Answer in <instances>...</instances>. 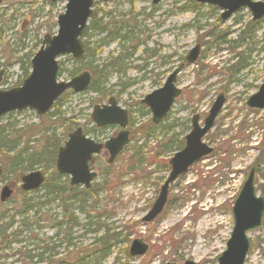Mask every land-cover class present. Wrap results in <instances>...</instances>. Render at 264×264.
Segmentation results:
<instances>
[{
    "label": "rangeland",
    "instance_id": "374dc122",
    "mask_svg": "<svg viewBox=\"0 0 264 264\" xmlns=\"http://www.w3.org/2000/svg\"><path fill=\"white\" fill-rule=\"evenodd\" d=\"M65 5V2L51 3L48 0H1L0 90L21 84L22 71L17 58L28 52L36 53L39 47L35 49L34 46L38 40L41 41L45 35L56 34L57 17L64 13ZM191 6L198 8V13L193 12ZM92 10L94 19L106 22L105 16L111 13L114 21L122 20L134 28L133 41L125 46L135 48L137 40L142 42L131 59L125 61L123 74H115L109 69L104 87L109 96L101 97L87 91L78 94L68 92L61 101L60 111L65 118L74 119L75 125L71 127L61 122L55 125L51 119H40L33 111H24L0 118V128L6 127L22 144L19 147L27 152L39 153L42 149L50 151L55 148V159L68 134L77 127L84 133L90 130L92 108L106 104L108 97L113 96L130 116L127 126L130 144L110 170L104 159H95L93 169L98 175L93 184L98 193L83 210L86 216L93 218V224H103L111 233L121 234V240L112 247L110 257L95 262L94 251L100 249L96 241L104 231L98 230L97 234L85 232L87 218L74 202L70 214L78 225L70 230L73 238L70 245L61 244L62 232L67 231L63 224L67 216L62 214L58 200L50 201L36 214V209L22 214L25 201L44 202L45 192L41 187L23 194L20 177L29 172L20 176L9 172L0 178V191L5 186L12 191L11 197L0 203V217L6 218L2 225L0 223V230L11 219L13 227L9 232L17 233L21 243H12L6 249L7 240L0 237V264H34L36 259L29 263L24 256L40 254L41 249L49 250L43 257L54 256L53 264H184L186 261L216 264L233 226L231 209L234 200L251 166L264 164V111L249 110L245 106V101L260 86L264 74V47L260 32L254 39L257 44L252 47L248 44L252 52L247 68L233 74L230 68L236 63L237 55L243 56L248 48V45L237 42V35L251 18L245 9L225 22H221L216 7L198 4L194 0H164L155 6L150 0H93ZM261 26L264 28V22ZM103 37L90 30L81 41L96 47ZM195 46L200 47L199 56L188 65L185 57ZM119 52V46L110 43L94 57L93 65L107 63ZM58 61L62 69L58 81L70 80L69 72L79 68V62H73L69 55L60 57ZM179 64H184L176 81L181 94L169 117L162 123L165 128L156 131L155 137L148 138L151 115L145 114L147 109L140 102L162 87L168 74ZM82 71L80 68L79 73ZM125 84L130 85L122 90ZM221 94L225 98L223 107L214 126L203 138L204 143L213 148V153L194 164L170 185L163 212L152 223L144 224L141 219L155 201L168 175V161L174 149L165 150L164 145L170 141L171 130L174 128L175 139L184 137L189 132L192 117L198 115L202 123L214 100ZM118 131L119 128H110L101 136L98 133V139L115 137ZM4 156L0 157L2 169L11 158ZM45 163L54 170L55 161L51 164L48 159ZM38 167L34 166L30 172L39 170L47 177L49 171ZM57 180L60 185L56 194L59 195V191L67 186L69 177ZM254 182L257 194L264 197V166L257 171ZM64 199L66 196L62 201ZM95 228V225L89 227L90 230ZM56 234H59L57 239ZM249 235L250 247L245 264H264V214L261 226ZM135 239L148 245V251L143 256L132 258L128 256V248ZM35 247L39 250L28 254ZM80 258L84 259L78 263Z\"/></svg>",
    "mask_w": 264,
    "mask_h": 264
},
{
    "label": "water",
    "instance_id": "95a60500",
    "mask_svg": "<svg viewBox=\"0 0 264 264\" xmlns=\"http://www.w3.org/2000/svg\"><path fill=\"white\" fill-rule=\"evenodd\" d=\"M50 2H65L63 14L57 17V31L53 36L45 35L38 51L30 60V72L20 86L8 90H0V118L14 113L33 111L36 116L43 117L51 112L57 100L67 91L73 94L85 92L90 83L91 75L83 71L68 81H58L60 57L69 55L74 62H80L84 57V47L81 42L82 34L88 20L93 15V0H48ZM112 2L114 0H99ZM162 0H151L157 5ZM198 4L216 7L219 10L221 22H225L233 14L247 10L252 21L264 18V2L254 0H194ZM1 2V0H0ZM200 47H193L187 54L185 61L193 64L199 56ZM184 68V64L176 67L166 78L163 86L146 95L141 104L151 114V122L158 125L167 117L174 101L181 91L176 86L177 75ZM0 72V82H1ZM225 102L224 96L219 95L213 102L202 125L199 117L191 119V130L184 138L183 148L176 152L168 161L170 171L159 194L150 210L142 218L144 224L152 223L163 211L168 195V189L179 177L185 175L193 164L211 155L213 149L203 142V138L214 126V122ZM249 110L264 111V74L257 91L245 101ZM90 119L98 127L117 126L118 134L106 141L103 147L109 153L108 163H112L116 156L129 143L128 113L120 108L116 99L110 97L106 104L94 106ZM102 145L86 136L80 128L70 133L67 140L56 154L55 171L62 176L69 177L70 186H81L89 189L96 174L89 169V162L97 155ZM2 169L0 167V177ZM255 171L250 169L240 191L234 200L231 216L233 226L225 249L216 259V264H245L249 251L248 234L261 226L264 214V197L258 196L255 189ZM44 176L36 170L20 177L21 191L28 193L41 188ZM11 191L3 187L0 192V202L9 199ZM148 246L139 239L130 243L128 254L130 257H140L147 253ZM184 264H194L186 261Z\"/></svg>",
    "mask_w": 264,
    "mask_h": 264
},
{
    "label": "trees",
    "instance_id": "16d2710c",
    "mask_svg": "<svg viewBox=\"0 0 264 264\" xmlns=\"http://www.w3.org/2000/svg\"><path fill=\"white\" fill-rule=\"evenodd\" d=\"M194 6V5H193ZM191 6V9L193 12L198 13V8H195ZM197 15V14H196ZM108 20L106 22H102V19H94L92 17L89 21V25L86 26L85 28V33L83 34V38L86 37L87 31L93 30L94 33L99 34V35H104L103 38L99 39L98 46H94L92 44H89L87 42L84 43V58L82 61L79 62V68L73 69L71 72H69V76L73 77L77 75L80 71V68L83 70H87L90 72L92 80L89 85V88L87 92H94L99 94L101 97H107L108 95V90H106L104 87L107 84L108 80V73H110L109 69L114 70L115 74H123L125 70V61H127L129 58L131 59L132 55L136 51V47L139 44H136L135 48H130L125 46V44L132 43V38L133 37V29L132 27L127 26L122 20H117L114 21V18L111 16V13H109L107 16H105ZM264 22V19H262L259 22H252L249 20L244 28L241 29L240 33L237 35V42L239 41L240 44H243L247 46L248 44H252L251 47L254 44H257L254 39H256V34L260 32V39H261V44L262 47H264V28H261V23ZM95 24V25H94ZM86 41V40H85ZM109 43H117V45L120 48V52L117 56L112 58L109 62L101 64V65H93V59L95 56L100 54L101 48L105 47ZM234 43V42H233ZM41 44V41L38 40L37 44H35L34 48H38ZM242 45V46H243ZM249 45L247 46V50L244 51L245 54L242 56V54L237 55V60L236 63L233 64L230 68V71L233 74H237L242 70H245L248 66L247 61L250 57V54L252 52L251 48L249 50ZM35 53L28 52L26 54H23L21 57L17 58L16 62L20 65L21 71H22V79H25L28 76L29 69H30V60L34 56ZM62 69L60 68L59 76L61 75ZM130 84H125L123 89H126ZM66 94L61 96L59 100L54 104L52 111L46 115L45 117H41L40 119H51L53 124L57 123H62L67 124V127H71L75 125V121L72 118H65V114L61 113L60 108H61V101L66 97ZM141 109H144L143 106H141ZM148 111H145V114H148ZM10 115V114H9ZM143 115V114H142ZM130 116H129V121H130ZM91 125V123H90ZM161 128H165L164 125L160 124L157 126L154 125H149V131L147 133V137H155L154 133L160 130ZM70 129V128H69ZM96 129L91 126L90 130L85 131L86 134H96ZM177 135H173L170 137V141L164 145L165 150L172 151H178L182 148L183 146V139H175ZM20 144L15 138H13L12 133H10L9 130L6 129V127H1L0 128V157L2 155H5L4 157L10 158V162L7 163V165L3 164V172H2V179L5 177L4 175L9 174L10 175H22L25 172H30L34 166H41L44 168L45 172L49 171L48 176L45 177V181L43 184V189H44V202H31V200L25 201V204L23 206V211H21L22 214H26L27 212H31L32 210L36 209L35 214L40 211L41 208L47 206L50 201L58 200V195L56 194V188L60 185L58 182L57 178L60 179L61 177L58 176V174L55 172V170H51L52 168H49L51 165L46 166V161L49 159L51 161V164L55 161L54 159V153H55V148L53 150H46L42 149L39 153L36 152H27V150L23 149L22 146L19 147ZM50 153V154H48ZM5 159V158H4ZM54 159V160H53ZM4 161V160H2ZM6 163V162H5ZM38 167V168H39ZM66 181V180H65ZM51 185V186H49ZM52 189H50V188ZM99 187V186H98ZM72 191V190H70ZM73 191H77V198H73L74 202L78 204V209L81 211V213L84 214V207H88L86 204L90 202L92 199L95 198L97 195V191L95 189V186L91 187L89 190H84V189H73ZM48 196H51L49 199ZM43 198H40L42 200ZM71 198H66L62 201V207L65 213H68L66 210L70 209V206L72 207V203L70 202ZM71 212V211H70ZM68 213V219L66 221V224L64 226H68L70 230L74 228L76 225H78L77 220L74 218L72 214ZM85 218H87V223L84 226L85 232L88 233H93L97 234L98 230H103L104 232L102 233V236L97 239L96 244L99 245L100 249L98 251H94L96 256H94L93 260L95 262L99 261H104L111 255V249L112 247L117 244L118 240H121L119 235L121 234H116L114 232L111 233V230L107 229L105 226L99 225V224H93L92 220L93 218L90 216H86L84 214ZM2 217V218H1ZM0 217V223L2 225L3 221L6 218H3V216ZM98 218V217H96ZM0 225V229H1ZM23 226L24 223H21ZM94 230H90L89 227L94 226ZM21 226V227H22ZM13 227V221L11 219H8L7 222H5L4 227L2 228V231L0 230V237H4L7 240V248H10V245L12 243L18 244L21 243V240L17 239V233L12 232L9 230ZM61 225H59V228ZM61 229V228H60ZM70 232V231H69ZM8 233V234H7ZM59 234H56V239L58 238ZM60 239L61 244H66L70 245L71 241L73 238L71 237V232H62ZM39 250L38 247H35L32 252H28V254L33 253L34 251ZM42 251L40 254H32V255H25L24 258L29 262L32 263L34 259H36L37 262L34 264L38 263H47V264H53V255H47V257H43L46 253L49 252L47 249H41ZM84 258L78 259V263L82 262ZM56 264H61V263H56Z\"/></svg>",
    "mask_w": 264,
    "mask_h": 264
},
{
    "label": "flooded vegetation",
    "instance_id": "af4514ba",
    "mask_svg": "<svg viewBox=\"0 0 264 264\" xmlns=\"http://www.w3.org/2000/svg\"><path fill=\"white\" fill-rule=\"evenodd\" d=\"M152 5V4H151ZM158 5V4H157ZM152 6H155V5H152ZM142 42L141 41H136V44H141ZM110 44V43H109ZM117 44V43H116ZM171 111V110H170ZM169 115H170V112H169ZM198 116V115H197ZM199 117V116H198ZM205 120V119H204ZM204 120H203V122H204ZM203 122L201 123V120H200V117H199V124L200 125H202L203 124ZM128 123H129V121H128ZM160 124H162V123H160ZM159 124V125H160ZM128 126V125H127ZM171 126H172V124H171ZM170 126V127H171ZM93 127H95V126H93ZM116 126H106V127H102V128H97V127H95V129H96V134L94 135V134H88V137H90V136H92V137H90L91 139H93L94 141H95V143H97V144H100V145H102V148H101V150H100V152L97 154V155H94L93 157H92V159H91V161L89 162V169H90V171H92L93 173H95L96 175H98V172H97V170H95L94 171V169H93V164H94V161H95V159H97V158H99V159H104V161H105V164H106V167H107V169H111L112 168V165L113 164H115V161L117 160V158L122 154V152H124V150L126 149V147L130 144V137H129V143H128V145H126L124 148H123V150L116 156V158L113 160V162L112 163H108V159H109V153H108V151L103 147V145L105 144V142L106 141H108V140H110L111 138H114V137H109L108 139H106V140H99L98 138H100V136H101V134H102V132H104L105 130H108V129H110V128H115ZM78 128V127H77ZM76 128V129H77ZM116 128H118V127H116ZM120 130V129H119ZM126 130H127V127H126ZM159 130V129H158ZM190 130H191V121H190V128L188 129V131L190 132ZM83 131V130H82ZM119 132V131H118ZM118 132H117V134H118ZM188 132V133H189ZM99 133V135L100 136H98L97 134ZM187 133V134H188ZM116 134V135H117ZM170 134L173 136V135H175V132H174V128L171 130V132H170ZM186 134V135H187ZM87 135V134H86ZM186 135H184V137H182L181 139H183V145H184V138H185V136ZM183 147V146H182ZM175 152V151H174ZM173 152V153H174ZM263 166H264V164H257L256 166H251V168L250 169H254V171H255V176H256V174H257V171H259V170H261L262 168H263ZM169 171H170V167H169V164H168V173H169ZM101 174H105V173H101ZM61 176V175H60ZM61 177H64V176H61ZM94 186V184H93V182H92V184H91V187H93ZM91 187H90V189H91ZM81 189V187H79V186H70L69 185V182H68V184H67V186L66 187H64L62 190H60L59 191V195H58V203L60 204V205H62V199H63V196H66V198H71V199H69L70 200V202L72 203V207L70 206V209H67L66 211L69 213L71 210H72V208H73V206H74V200H73V198H75V192L73 191V189ZM56 189H58V188H56ZM83 189V188H82ZM21 190V189H20ZM70 190H72V191H70ZM89 190V189H88ZM11 191V190H10ZM97 192H98V190H96ZM22 192V191H21ZM77 192V191H76ZM11 193H12V191H11ZM23 194H26L25 192H22ZM169 193V192H168ZM10 197H11V195H10ZM9 197V198H10ZM76 198H77V196H76ZM157 198V197H156ZM167 199H168V195H167ZM156 200V199H155ZM154 203V202H153ZM166 203H167V201H166ZM152 206V205H151ZM61 208H62V210H63V207L61 206ZM151 208V207H150ZM150 210V209H149ZM149 210H147L146 211V213L149 211ZM68 213H65V211L63 210V213L62 214H64V216L66 217V219H68ZM146 213L144 214V216L146 215ZM143 216V217H144ZM142 217V218H143ZM159 217V216H158ZM66 221L67 220H65L64 222H63V224L65 225L66 224ZM141 221H142V219H141ZM150 224V223H149ZM70 231V228H68V226H67V231L66 232H68V233H70L69 232Z\"/></svg>",
    "mask_w": 264,
    "mask_h": 264
},
{
    "label": "bare ground",
    "instance_id": "6f19581e",
    "mask_svg": "<svg viewBox=\"0 0 264 264\" xmlns=\"http://www.w3.org/2000/svg\"><path fill=\"white\" fill-rule=\"evenodd\" d=\"M248 236H250V237H251V235H249V234H248ZM195 254H196V253H195Z\"/></svg>",
    "mask_w": 264,
    "mask_h": 264
}]
</instances>
